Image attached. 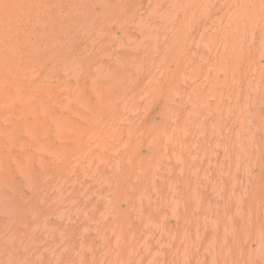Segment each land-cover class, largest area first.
<instances>
[{"label":"rangeland","instance_id":"rangeland-1","mask_svg":"<svg viewBox=\"0 0 264 264\" xmlns=\"http://www.w3.org/2000/svg\"><path fill=\"white\" fill-rule=\"evenodd\" d=\"M0 264H264V0H0Z\"/></svg>","mask_w":264,"mask_h":264}]
</instances>
